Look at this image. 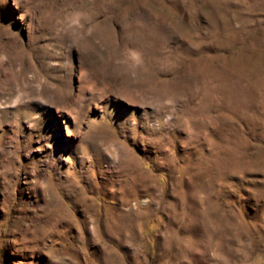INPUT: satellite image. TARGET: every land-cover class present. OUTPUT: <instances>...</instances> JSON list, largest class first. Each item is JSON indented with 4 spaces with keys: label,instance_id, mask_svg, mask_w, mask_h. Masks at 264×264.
<instances>
[{
    "label": "rangeland",
    "instance_id": "obj_1",
    "mask_svg": "<svg viewBox=\"0 0 264 264\" xmlns=\"http://www.w3.org/2000/svg\"><path fill=\"white\" fill-rule=\"evenodd\" d=\"M0 264H264V0H0Z\"/></svg>",
    "mask_w": 264,
    "mask_h": 264
},
{
    "label": "bare ground",
    "instance_id": "obj_2",
    "mask_svg": "<svg viewBox=\"0 0 264 264\" xmlns=\"http://www.w3.org/2000/svg\"><path fill=\"white\" fill-rule=\"evenodd\" d=\"M144 178V177H143Z\"/></svg>",
    "mask_w": 264,
    "mask_h": 264
}]
</instances>
